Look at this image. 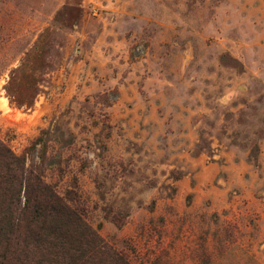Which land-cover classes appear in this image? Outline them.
<instances>
[{
    "label": "rangeland",
    "instance_id": "obj_1",
    "mask_svg": "<svg viewBox=\"0 0 264 264\" xmlns=\"http://www.w3.org/2000/svg\"><path fill=\"white\" fill-rule=\"evenodd\" d=\"M0 142L128 264H264V0H0Z\"/></svg>",
    "mask_w": 264,
    "mask_h": 264
},
{
    "label": "trees",
    "instance_id": "obj_2",
    "mask_svg": "<svg viewBox=\"0 0 264 264\" xmlns=\"http://www.w3.org/2000/svg\"><path fill=\"white\" fill-rule=\"evenodd\" d=\"M9 89L18 107H30L22 91ZM0 236V264H128L45 182L36 161L27 167L25 155L15 156L2 142Z\"/></svg>",
    "mask_w": 264,
    "mask_h": 264
}]
</instances>
